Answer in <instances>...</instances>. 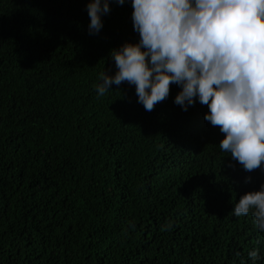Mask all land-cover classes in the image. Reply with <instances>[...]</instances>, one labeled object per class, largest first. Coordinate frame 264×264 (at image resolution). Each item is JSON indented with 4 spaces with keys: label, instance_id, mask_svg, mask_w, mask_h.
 I'll list each match as a JSON object with an SVG mask.
<instances>
[{
    "label": "trees",
    "instance_id": "trees-1",
    "mask_svg": "<svg viewBox=\"0 0 264 264\" xmlns=\"http://www.w3.org/2000/svg\"><path fill=\"white\" fill-rule=\"evenodd\" d=\"M88 0H0V264H237L264 258L251 213L258 190L219 148L207 106L145 111L109 51L139 39L130 0H110L90 35ZM246 182V178H249Z\"/></svg>",
    "mask_w": 264,
    "mask_h": 264
},
{
    "label": "clouds",
    "instance_id": "clouds-1",
    "mask_svg": "<svg viewBox=\"0 0 264 264\" xmlns=\"http://www.w3.org/2000/svg\"><path fill=\"white\" fill-rule=\"evenodd\" d=\"M125 0H115L122 5ZM135 42L109 51L114 74L101 72L98 95L127 82L145 111L164 101L170 85L182 110L207 106L204 120L224 136L221 151L244 171H264V0H130ZM88 33H99L110 0H88ZM250 179L246 178L247 180ZM234 216L251 213L264 233V182L236 199ZM237 264H264L241 247Z\"/></svg>",
    "mask_w": 264,
    "mask_h": 264
}]
</instances>
